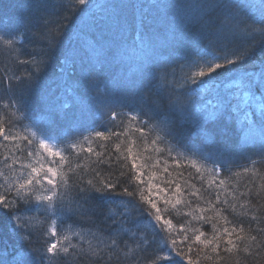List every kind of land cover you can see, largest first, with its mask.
I'll return each instance as SVG.
<instances>
[{
  "label": "snow or ice",
  "instance_id": "snow-or-ice-1",
  "mask_svg": "<svg viewBox=\"0 0 264 264\" xmlns=\"http://www.w3.org/2000/svg\"><path fill=\"white\" fill-rule=\"evenodd\" d=\"M30 7L32 12L15 26L10 20L0 23V45L7 58L12 65L25 66L19 75L11 65L0 71V81L9 93L0 103V137L17 147L18 142H26L23 150L28 157L35 154L39 165L21 164L17 175L13 165L20 158L15 154L4 158L11 163L4 165L9 175L0 169L5 181L0 184V218H7L11 235L0 236V264H81L85 259L88 264H201L202 259L213 264H248L249 258L252 264H264V174L256 167L264 163V0L258 5L240 0H105L103 5L96 0H68L60 5L33 0ZM161 16L171 39L157 49ZM34 27L44 48L20 59L27 33ZM69 28L77 40L86 30L92 40L82 48L68 35L69 44L58 53L63 56L61 68L65 73L79 69L74 91L94 92L92 103H85L80 95L72 105L53 100L41 84ZM257 47L261 59L258 68L250 70V62L257 63ZM129 48L152 56L133 76L120 75L115 70L123 65ZM104 74L108 78L102 81ZM221 77L243 94L246 107L252 102L254 111L241 116L239 108L219 96ZM210 91L217 92V102L211 107L199 104L197 97ZM34 100L41 106L39 118L33 116ZM96 114L102 122L106 118L107 132L93 128L87 135L74 133L55 144L57 116L71 127L89 116L95 119ZM124 117L126 121L118 119ZM77 135L89 147L76 152L77 159L86 153L87 163L74 165L72 150L77 143L70 141ZM93 137L103 141L101 151L93 148ZM257 143L261 150L247 157L250 165L231 173H251L253 181L244 191L239 185L229 188V178L221 179V174L231 172L236 155ZM161 164V177L172 175L170 167H188L195 169L203 184L207 174V188H196L189 173L184 188L175 183V201L164 199L160 192L169 191L174 180L165 182L169 189H161L152 184L156 172L143 179L145 170ZM11 177L16 179L9 183ZM145 183L149 195H145ZM190 196L198 201L195 208L186 199ZM161 199L163 207L158 206ZM97 201L122 209L105 216L104 227H95ZM182 202L190 207L192 220L177 228L165 217L170 207L175 209ZM197 209L199 214H194ZM207 211L215 216L204 215ZM74 218L93 227L66 226ZM221 220L225 226L218 227ZM192 221L212 223L211 236L191 227ZM9 241L15 253L11 260L6 259ZM193 244L202 246L195 259ZM149 248L151 258L145 259Z\"/></svg>",
  "mask_w": 264,
  "mask_h": 264
},
{
  "label": "trees",
  "instance_id": "trees-1",
  "mask_svg": "<svg viewBox=\"0 0 264 264\" xmlns=\"http://www.w3.org/2000/svg\"><path fill=\"white\" fill-rule=\"evenodd\" d=\"M98 4L103 5L105 3V0H96ZM145 3H153L155 0H144ZM194 2V0H192ZM241 3H250V4H259L260 0H240ZM33 3V0H0V23H6L9 20L12 22L13 26L17 24L20 20H22L27 14L32 12L31 4ZM51 3L53 5H60L61 3H68V0H51ZM59 13H56L55 15H58ZM55 15L53 18H55ZM68 35H72V29H68V33L61 39L59 43V47L57 49V54H54L52 57V61L49 64V67L47 69V72L45 73L44 77L42 78L41 84L46 85L49 92L51 93L53 100H59L60 102H68L70 105L73 103V99L76 95H80L81 98L84 100L85 103H92L95 101V93L94 92H85L83 88H80L78 91H74L77 88L76 81L80 77V71L77 69L74 73H65L63 69L61 68V65L63 64V56L59 55L58 53L63 50L68 44ZM73 41H76V46L87 48V45L89 42H91L92 37L87 34V30L84 34H81L79 40H77L75 35H72ZM156 39V46L157 49H160L163 44H165L167 41L171 39V36L169 34V31L166 26V21L163 16L160 17V23L157 27V35L155 37ZM44 48V43L39 38V29L34 27L29 30L27 33V39L24 41V47L22 49L23 55L20 57V59H26L30 54H34V52H38L41 49ZM152 56V53L150 52H144L140 51L138 49L129 48L124 57V63L119 68L116 69L115 72L120 75H127V76H133L136 74L141 66L142 62H146V60ZM254 59L257 61L255 65H253L250 62L249 68L250 70H255L258 68V62L261 59L260 53L257 47V52L254 57ZM7 65H11L15 69V73L17 75L21 74L25 70V66L15 64L12 65V62L7 58L6 53L4 52L3 45H0V71H2ZM179 75V73H177ZM107 74H104L100 77L102 81L106 80ZM235 78V77H233ZM66 81V83H65ZM231 84V81L221 77L218 80L219 85V96L226 97L227 101L233 106L239 108L240 115H243L244 111H254V107H252V102H247L248 106L246 107V103L244 101L243 95L238 92V90L235 87H229ZM67 90V91H66ZM9 93L7 92V89L2 81H0V103L3 101H6L8 99ZM218 95L216 91H210L205 93L202 97H197V100L199 101V104H209V107H211L212 104H215L218 100ZM210 102V103H209ZM40 105L39 102L34 100L33 101V116L35 118H39L41 116L40 111ZM74 110V109H73ZM19 116V113H17V117ZM126 121V117L124 118H118ZM69 122L61 119L59 116H57L56 121L53 125V129L55 134L58 138L55 139V144L60 145V138L63 137H72L74 133H82L83 135H87L89 131H91L93 128H95L98 131H105L107 132L106 125V118H104V122H102L101 118L99 117V114H96V118L93 119L91 116H89L88 119L80 121L78 123H73L71 127L68 126ZM7 131V128L5 129ZM113 131H116V128L112 129ZM91 144L95 151H101L99 145L103 143L101 140H97L94 137L90 138ZM192 139H195L194 137ZM70 142L77 143V148L72 150V163L75 164H81L83 161L84 163H87L86 160H84V154L81 155L79 159L76 158V152L79 151L81 147H83L85 150L89 147V144L87 142H84L82 140V136L77 135L75 140H72ZM19 147H17V143H10L8 141H3V138L0 137V169L3 170L4 175H9V170L4 167L5 164H10L11 159L5 160V157H12L13 154H15L16 157L20 158V162L16 165H13V167L17 170V175H19L21 171V164L27 165L29 163L33 164V166H39L37 164L38 157L34 154L32 157L27 156V151L23 150L25 148L26 142L20 141L18 142ZM38 147V145H36ZM63 147V145H61ZM108 148H111L112 145L108 144ZM23 150V151H22ZM53 150H56L55 147H53ZM261 150L260 145L257 143L255 146H246V150L242 153H239L236 155L235 159L232 162L231 172H224L221 174L220 178L223 179L225 177L229 178L228 187L231 188L232 185H239L240 191H244L246 185L253 181V176L251 173L249 174H242L240 176H233L231 173L240 172L244 167H248L250 165V161L247 159V157L251 156L254 152H259ZM64 155H68V152L65 151L63 153ZM45 159H47V154H43ZM145 155H155L154 153H146ZM58 159V158H57ZM252 159H255L254 156H252ZM171 161H169V164L171 165ZM182 163H184L182 161ZM51 166V165H49ZM256 167L259 169L261 174H264V163L257 164ZM163 169V164L158 166L157 169H148L145 170L143 179L145 181L148 180L149 176L152 172H156V176L152 179V184L156 185L159 184L161 189H169V185L165 183L168 180H174L175 182L171 185V188L169 191L164 192L161 191L160 195L164 199H172L173 202L175 201V196H173L172 192L175 188V183L178 182L181 184L182 188H184V181L189 179V173L192 174L191 176V182L195 184L196 188H207V181L209 177L207 174L204 176V182L203 184L199 181V179L196 177L195 169L194 168H175L170 167L169 171L172 173L171 176L168 175V173H163V176L161 177V172ZM29 169L25 167L23 169L24 172H27ZM66 171V169H65ZM183 172V177H178L177 174L179 172ZM71 173L69 176L71 177ZM88 177H86L87 179ZM13 179H16V177H11L9 180V183L12 182ZM73 178L69 179V184L73 183ZM5 181L3 179V176H0V184H4ZM122 183H126V181H122ZM255 183L259 184L260 179L259 177H255ZM145 188V195H149L150 193L147 191V183L144 185ZM157 189L153 188V191L151 195L155 197ZM189 191V189H185V192ZM69 195L74 196V191L69 192ZM214 199V196L211 197ZM223 198V197H222ZM186 199L191 200V208H195L198 201L195 197H186ZM98 204V210L97 214L94 217L95 220V227H104L108 222L105 221V216L110 215L112 213H118L122 209L119 208L117 205L113 204L110 206H106L104 202L97 201ZM201 207H207L206 204L203 202H199ZM158 206L163 207V199L158 201ZM190 207L187 206L185 203H181L176 206L175 209L169 208V212L166 215L165 218L172 219L173 224L179 228L181 225H187V221H191L192 217L188 214L190 211ZM26 215H32L33 213L28 212L25 213ZM199 214V210H196V213ZM206 216H215V213L212 211H207L204 213ZM229 219L235 220L237 223L239 222L238 218H234L232 216H229ZM74 220L76 221L74 223ZM74 220H68L66 221V226L68 224H72L74 228H83L88 229L90 227H93V225L87 223L86 221H80L79 218H74ZM213 222H216L215 220ZM145 224H147V221H144ZM218 227L225 226L223 221H219L217 223ZM191 227H199L203 232L211 236L213 229H212V223L207 224H199L195 221H192ZM95 230V228H94ZM10 236L11 234L8 233V221L7 218H0V236ZM76 242V238H73V243ZM154 247V246H153ZM201 245L193 244V258L195 259L196 252L201 248ZM8 255L6 257L7 260H11L14 253L13 245L11 244V241H9V245L6 249ZM208 250L205 249V252ZM152 249L149 248L143 255L145 259L151 258ZM223 255V253H222ZM59 264H63V262H59ZM81 264H88L87 260L81 261ZM201 264H213V261H207V260H201ZM220 264H226L225 261H221ZM248 264H252V258H249Z\"/></svg>",
  "mask_w": 264,
  "mask_h": 264
},
{
  "label": "rangeland",
  "instance_id": "rangeland-1",
  "mask_svg": "<svg viewBox=\"0 0 264 264\" xmlns=\"http://www.w3.org/2000/svg\"><path fill=\"white\" fill-rule=\"evenodd\" d=\"M242 94V93H241ZM243 95V94H242Z\"/></svg>",
  "mask_w": 264,
  "mask_h": 264
}]
</instances>
